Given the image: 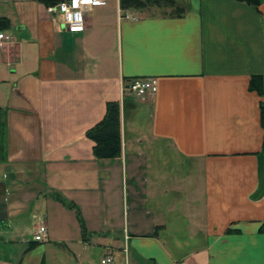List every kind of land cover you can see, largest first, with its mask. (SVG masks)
Masks as SVG:
<instances>
[{
	"label": "crops",
	"instance_id": "1",
	"mask_svg": "<svg viewBox=\"0 0 264 264\" xmlns=\"http://www.w3.org/2000/svg\"><path fill=\"white\" fill-rule=\"evenodd\" d=\"M43 1L0 0V225L17 232L28 214L66 264H264V94L248 91L260 76L264 93V0H175L177 18L109 0L83 33ZM134 78L155 95L123 99ZM109 102L121 155L96 160L85 133Z\"/></svg>",
	"mask_w": 264,
	"mask_h": 264
},
{
	"label": "trees",
	"instance_id": "2",
	"mask_svg": "<svg viewBox=\"0 0 264 264\" xmlns=\"http://www.w3.org/2000/svg\"><path fill=\"white\" fill-rule=\"evenodd\" d=\"M58 0H44L43 3L51 5ZM245 4L255 7L260 6L262 0H238ZM119 9L121 11L137 12H159L160 16L177 18L186 13V8L180 6L175 0H119ZM152 14V13H151ZM154 14V13H153ZM9 22L5 18H0V31L7 30ZM248 91L256 93L260 98L263 97L262 78L252 76L248 83ZM130 109L135 108L134 103L129 104ZM259 121L263 131L262 152H264V102L259 103ZM5 116L0 107V163L6 161L5 146ZM120 104L119 102H109L106 104L103 118L88 129L85 137L93 142V156L96 160H114L121 155L120 139ZM78 215V214H77ZM81 222V219H80ZM82 223V222H81ZM83 232V230H82ZM40 243L33 242L29 250H32Z\"/></svg>",
	"mask_w": 264,
	"mask_h": 264
},
{
	"label": "built area",
	"instance_id": "3",
	"mask_svg": "<svg viewBox=\"0 0 264 264\" xmlns=\"http://www.w3.org/2000/svg\"><path fill=\"white\" fill-rule=\"evenodd\" d=\"M109 0H104L103 4L97 5L94 0L85 2V0H58L56 3L47 5L46 12L58 16L61 20L62 27L68 33H83L85 30V15L94 7L105 5ZM66 5V10L61 6ZM79 17V20L77 19ZM128 19V17H126ZM82 29V30H77ZM9 41L11 35L0 31V49ZM157 90L154 79L152 78H134L121 82V93L124 99L132 96L136 99H146L155 95ZM34 242L44 243L47 240V230L42 224L36 227L33 235ZM113 258L106 256L100 260V264H112Z\"/></svg>",
	"mask_w": 264,
	"mask_h": 264
},
{
	"label": "rangeland",
	"instance_id": "4",
	"mask_svg": "<svg viewBox=\"0 0 264 264\" xmlns=\"http://www.w3.org/2000/svg\"><path fill=\"white\" fill-rule=\"evenodd\" d=\"M111 3H115L114 0ZM181 6H183L181 4ZM154 13L155 15H160L159 12H150L148 14ZM28 214H24L20 218L25 221L20 222L17 232L9 233L4 227H8L6 224L0 225V262L13 263L16 254L20 251V246L22 243L31 244L34 242V227L39 225V221L28 218ZM4 226V227H3ZM26 250V249H25ZM21 264H66L69 260L63 253L60 243L45 242L40 243L29 252L25 253ZM94 263V255H91L89 260Z\"/></svg>",
	"mask_w": 264,
	"mask_h": 264
},
{
	"label": "clouds",
	"instance_id": "5",
	"mask_svg": "<svg viewBox=\"0 0 264 264\" xmlns=\"http://www.w3.org/2000/svg\"><path fill=\"white\" fill-rule=\"evenodd\" d=\"M94 2L97 5H101V4H103L104 0H94ZM61 8L64 9V10H66V5H62ZM77 19L79 20V17ZM77 30H82V29H77Z\"/></svg>",
	"mask_w": 264,
	"mask_h": 264
},
{
	"label": "snow or ice",
	"instance_id": "6",
	"mask_svg": "<svg viewBox=\"0 0 264 264\" xmlns=\"http://www.w3.org/2000/svg\"><path fill=\"white\" fill-rule=\"evenodd\" d=\"M85 2H91V0H85Z\"/></svg>",
	"mask_w": 264,
	"mask_h": 264
}]
</instances>
